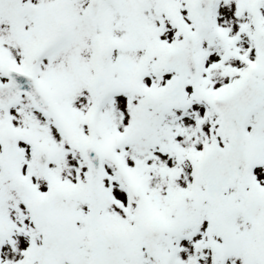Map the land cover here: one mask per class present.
Instances as JSON below:
<instances>
[{
    "label": "snow or ice",
    "instance_id": "6c2138e0",
    "mask_svg": "<svg viewBox=\"0 0 264 264\" xmlns=\"http://www.w3.org/2000/svg\"><path fill=\"white\" fill-rule=\"evenodd\" d=\"M0 264H264V0H0Z\"/></svg>",
    "mask_w": 264,
    "mask_h": 264
}]
</instances>
